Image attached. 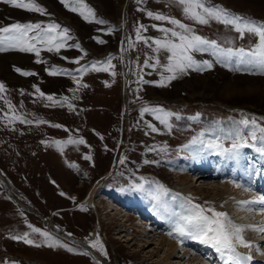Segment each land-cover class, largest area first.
I'll use <instances>...</instances> for the list:
<instances>
[{"label": "rangeland", "instance_id": "374dc122", "mask_svg": "<svg viewBox=\"0 0 264 264\" xmlns=\"http://www.w3.org/2000/svg\"><path fill=\"white\" fill-rule=\"evenodd\" d=\"M203 2L209 7L220 6L245 19L264 22V0ZM35 3L45 10L43 14L14 8L0 0V27L14 23H39L46 28L54 23L61 26L57 32L69 29V38L58 53L48 52L46 45H37L40 48L39 58L35 53L14 49L0 52V83L5 86L0 93V264H165L168 249L165 246L164 250L160 243L165 236L177 241L178 233L173 229L170 236V232L165 233L166 229L161 225L168 224L169 219L173 223L174 198L181 197L182 191L186 190V196L195 202L192 204L204 209V214L211 217L209 208L227 212L224 195H232L224 192L223 197L221 194L217 199L213 185L219 180L209 176L194 182L193 173H188L187 183L183 184L175 171L180 165H186L181 156L187 151L183 146L203 132L201 139L204 145L208 141L216 142V138L220 137L222 147L231 148L232 140L224 139V134L239 129L244 136H248L253 119L256 125L264 128V75L251 74L244 70V65H240V71L234 70L235 56L227 67L217 63L209 50L193 52L192 55L198 62L212 63L211 69H189L186 74H178L177 79L167 86H160L162 76L170 75L165 67L170 53L163 49L155 51L154 41L171 39L179 43L170 32L166 35L159 29L182 30L169 21L149 17L147 12L179 20L193 34L216 41L222 49L232 48L235 51L243 48L247 52L255 47L258 38L249 33L241 38L233 26L215 20L199 24L185 15L183 6L176 0H140L139 3L137 0H83L84 8L77 0H68L69 7H65L61 0H35ZM73 7L85 13L90 8L95 18L85 20L79 11L71 10ZM98 20L105 23H98ZM140 25L146 29L141 30V35L148 39V44L136 40V29ZM98 39L105 43H98ZM76 44L80 48H76ZM126 56L131 65L125 93ZM109 58L115 66L109 71L91 68L93 62H105ZM77 59L80 61L78 64L74 62ZM145 60L155 67L145 66ZM103 66V63L97 64L98 68ZM82 67H87L88 71L79 73L77 69ZM17 68L35 75L23 76L16 71ZM52 69L64 72L49 75ZM113 71L115 76L111 74ZM141 77L146 83L138 82ZM250 86L263 95L258 98L255 91L249 96L228 97L229 90H247ZM37 88L44 93V97L36 91ZM47 96L60 103L54 104L46 99ZM65 97L73 105L72 109L63 102ZM146 106L174 113L168 117L171 130L151 113L142 117L140 109ZM197 114V119H191ZM13 116L32 123H22L21 120L10 123L9 118ZM243 120L249 121L247 127L240 123ZM147 123L153 124L159 131L152 132ZM57 124L61 127H52ZM260 135L257 131V136ZM69 139H83L85 143H66ZM56 141L65 143L57 147ZM252 143L249 138L248 144ZM195 145L202 147L200 144L191 147ZM256 147H259L258 143ZM256 147L241 148L247 156L244 164H251V157L259 162L261 153L256 151ZM161 148L166 150L160 151ZM205 148L210 149L212 155L216 152L214 158L222 154L215 147ZM85 156L91 159L87 160ZM121 157L125 162L107 179L105 189L96 197V211L91 210L86 204L91 189L116 167L115 161L118 162ZM145 160L150 163H144ZM253 166L257 169L255 164ZM137 184H143V190L133 187ZM161 185L166 192L159 189ZM61 192L65 195L61 196ZM157 192L159 202L153 199ZM218 192L222 193L220 189ZM106 193L111 194L122 209L109 211L113 202L107 199ZM74 194H77L76 198ZM163 205H167V210ZM251 207L250 217L245 220L248 219L253 226L264 227V212L259 211L261 205L251 204ZM116 214L123 215L124 219ZM47 219L59 229L51 230L46 224ZM140 221L146 224L141 226ZM29 225L48 232L75 251L47 247L43 244V237L33 233ZM155 227L159 232L154 231ZM26 232L30 239L42 246L27 245L11 238ZM246 233H249L248 230ZM97 237L105 242L103 249L106 254L98 252L107 262H98L78 242L85 238L92 242ZM251 239L255 250H250L252 260L249 264L254 259L257 264H264V255L261 254L264 253V233L255 231ZM191 247L200 251H191L188 258H182V254L176 251L172 261L166 264H224L220 253L210 243L192 239ZM184 248L190 250L187 246ZM237 249L236 252L242 256H248L242 248Z\"/></svg>", "mask_w": 264, "mask_h": 264}, {"label": "snow or ice", "instance_id": "6c2138e0", "mask_svg": "<svg viewBox=\"0 0 264 264\" xmlns=\"http://www.w3.org/2000/svg\"><path fill=\"white\" fill-rule=\"evenodd\" d=\"M4 4L11 5L14 8L24 9L29 12H39L43 14L45 10L35 3V0H2ZM140 0H137L139 3ZM177 3L183 6V11L186 16L190 19L198 22L199 24H208L210 20H215L219 23H223L228 26L231 25L234 27L235 31L240 34V37L243 38L245 33H249L258 38V43L252 48L250 51H245L243 48L233 50L232 48L222 49L219 47L216 41H209L204 39L199 35H195L192 33V30L188 28L185 24L181 23L179 20L174 18H170L164 16L162 14H154L153 12H147L149 17L154 18L158 21H169L172 25L177 26L181 29V32L175 31L173 29L168 28H160L159 30L166 35L170 32L171 37L178 38L179 43L174 42L171 39L165 40H155L154 44L156 46L155 51L159 52L161 49L166 50L170 55H168V63L165 66L166 71L170 73V75L161 78L159 82L160 86H167L169 82L177 79L178 74L183 75L188 72L189 69L195 71H204L206 69L212 68V63L209 61L198 62L193 58V52H204L211 50L213 56L216 57V62L221 63L224 66H229L232 63V58L235 56L236 59V67L234 70L240 71V65H244V70L249 71L251 74H259L264 75V22H256L251 19H245L240 15L235 13H231L227 9H224L220 6H206L203 0H176ZM61 3L65 5V7H69L68 0H61ZM77 3L81 5V8L86 6L83 5V0H77ZM72 11H79L80 15L84 17L85 20H88L90 17L95 18V14L92 9L88 8L87 13L80 8L73 7ZM98 23H105L103 20H98ZM59 24H48L46 28H42L39 23H14L10 26L0 27V52H5L10 49L18 50L20 52H29L35 53V55L39 58L40 56V48L37 45L43 44L46 45L48 52H59L61 48L65 46L64 41H66L68 37L69 29L64 28L62 31L57 32L60 29ZM153 27H156L153 25ZM146 30L144 25H140L136 29V40L143 41L145 44H148V39L141 35V30ZM112 31V29H109ZM30 33H34L30 35ZM98 43L103 44L105 41L97 40ZM76 48H80L79 44L74 45ZM82 58V57H81ZM40 62L39 59L36 61ZM75 63H79V59L74 61ZM103 63V67L98 68L97 64ZM159 63V60L156 61ZM145 66L155 67V65H149L148 60H145ZM115 66L111 64V58H109L105 62H93L91 64V68L96 71H109L110 68H114ZM23 76H32L35 73L21 71L19 68L16 69ZM77 71L81 74L88 71L87 67H82L77 69ZM64 70L52 69L49 71V75H59L62 74ZM71 75V73H66ZM115 76V72L111 73ZM73 79L76 80V77L73 76ZM139 83H146L143 81L141 77L138 81ZM79 84V81L77 80ZM106 86H109L107 82H105ZM82 87H87V85H82ZM5 90V86L0 83V93ZM37 92H39L41 97H44V93L40 92L37 88ZM46 99L55 103H60V101L54 100L52 96H47ZM64 103H67L69 109L73 108V105L68 102L67 97L64 98ZM7 103V101H6ZM11 105L9 104V108L11 109ZM145 113H151L162 125H164L169 131L171 130V125L168 123V117L175 115L171 112H166L162 108H150V107H142L140 109V114L143 117ZM197 117H192L191 119H197ZM179 119V117L177 116ZM12 120H21L22 123H32V121H24L19 116H13L9 118V122ZM38 123H46L45 121H38ZM242 123L245 127L248 126L249 121L243 120ZM253 127L249 132L248 136H244L241 130H236L235 132H229L224 134V139H231L232 146L231 148H223L219 143L220 137L216 138V142L208 141L207 145H204V141L201 137L204 136V133H200L199 137H194L190 144L184 145V149H191V146L194 144L202 145L201 151L204 150V147H215L219 149L222 154H227L229 159L239 160L241 156V148L243 147H256L258 143L260 146L256 147V151L264 155V128H260L256 125L255 119L251 121ZM52 127L59 128L61 125H52ZM147 127L152 132L159 131L156 126L151 123H147ZM257 131L261 133L260 136H257ZM251 139L253 143L251 145L248 144V139ZM103 139V137H101ZM57 147L61 144L65 143L62 141L55 142ZM66 143H85L83 139L79 141H73L69 139ZM151 150V149H150ZM166 148H161L160 151H165ZM62 151V149H61ZM87 160H90V156L84 157ZM124 162V158H121L120 163ZM144 163H150V161L145 160ZM74 167V165H70ZM240 187V185H236ZM136 190H143V184H137L133 186ZM160 190L165 191L163 186H158ZM152 195V193H149ZM61 196H64L65 193L61 192ZM153 199L160 201L159 192L153 195ZM252 205H261L259 211L264 212V196H261L258 200L246 202ZM165 210H167V205H163ZM209 212H212V216L209 217L204 214V209H201L198 205L195 206L192 211L188 215H184L181 213H171L172 216L177 217L174 224V231L178 233L179 237H187L192 239H199L201 243L211 244L218 253H220L221 259L224 261V264H249L252 260V256H242L240 253L236 252L235 245L238 243L239 245L252 248L254 247L251 243L246 241L242 233L245 230V227L242 225L233 224L228 218L227 214L223 212H216L214 209L209 208ZM33 233H38L41 237H43V244L47 245V247L55 249V248H65L68 252H74L75 249L68 247L67 245L61 243L58 239L51 236L46 231H41L39 228L32 227L29 225ZM254 231H259L264 233V227H256L249 226ZM171 236L172 233L170 232ZM13 240L23 241V243L27 245H33L35 247H41L40 243H37L35 240L29 238V233H24L23 235L13 236L11 237ZM92 248H99L101 253H104L103 245L100 243L99 238L95 241L91 242ZM257 251L259 248L257 246ZM86 254V253H85ZM264 255V253H261Z\"/></svg>", "mask_w": 264, "mask_h": 264}, {"label": "bare ground", "instance_id": "6f19581e", "mask_svg": "<svg viewBox=\"0 0 264 264\" xmlns=\"http://www.w3.org/2000/svg\"><path fill=\"white\" fill-rule=\"evenodd\" d=\"M123 22H125V24H126V21L123 20ZM122 56H123V59H125V55H123V53H122ZM126 59H127V64H126L127 71L124 72V74H125V76H124V89H125L124 91H125V93L127 90L128 75H129L130 65H131L127 56H126ZM229 91L230 92H227L228 97L230 95H232V96L248 95L249 96V95H252L255 91L258 94V96H257L258 98H259V96L263 95L260 91H257V89H255L254 87H251V86L247 90H242V89L238 88V90H236V91H233V92H232V90H229ZM125 93H124V95H125ZM124 100L126 102L124 104V108L126 109L128 100H127V98ZM201 148H202L201 146L195 145V146L191 147V149H187V151L182 152V154H181V156L183 157L182 160H186V165H182V166L180 165L179 167L177 166L178 169H175V171L177 172L176 173L177 177L183 181L182 182L183 184L187 183L186 181L188 180V176H187L188 173H193V176L196 179V180L194 179V182H198L199 180H202V178L207 177V176L219 180V183L214 181L215 183L213 185L214 192L216 191L215 193L217 195V199H219V196L221 194L223 197L224 192L232 193V195H227V194L224 195L225 200H227L226 206H225V207H227V212H226L227 218L233 224L242 225L245 227V230L242 233V236L246 241H248L249 243L252 244L251 237L255 234V231L252 232V228L249 226H253V224L248 222V219L245 220L246 218L250 217L252 207H251V204L246 203V202L257 200V196H259L260 193H262V196H264V172H263L264 155L261 154V156L259 157V162L254 161V157H251V159H252L251 162L253 164L252 163L251 164L250 163L244 164L247 160V156L244 155L242 149L240 150L241 156H240L239 160L237 161L235 159H229L227 154H221L220 157L214 158L213 156L215 154L212 155L210 152V149H208V148L206 149L204 147V150L200 151ZM121 158L118 160V162H116L117 160L115 161L114 166H116V167H114V169L112 168L111 171H109L105 176H103L102 179L99 180L91 189L90 194L86 200V204L91 210L96 211V205H95L97 202V201L95 202L96 197H97V195L101 194L102 189H105L107 179L112 176V174L115 172L117 167H121L122 164L125 162L124 161L123 163H120ZM254 164H255V167H257V169H254V166H253ZM185 179H187V180H185ZM236 185H240V187H237ZM187 188H188V186H187ZM218 189H220V191L222 193H219ZM181 195H182L181 197L176 196V198H174L172 209L174 210L175 213H181L184 215H188L192 211V209L195 207L192 204V202L193 203H195V202L186 196V195H188L186 193V190H185V192L182 191ZM105 196L107 197V199L110 202H113V205L112 204L110 205L109 211H116V210L122 209V206L115 203V201L111 198V194L106 193ZM74 197L76 198L77 194H74ZM139 198L142 199L141 195H139ZM114 205H116V207H114ZM143 211H145V210L143 209ZM140 213H142V210H140ZM103 214L105 215V213H103ZM116 216L123 217V215H121V214H119V215L116 214ZM138 216H141V215H138ZM123 219H124V217H123ZM176 219H177V217L174 218L173 223H175ZM145 220H143V221L145 222ZM171 223H172V220L170 221V219H169L168 224L161 225V226H164V227H162L164 230L166 229V232L164 231L165 233H167V232L169 233V232L173 231L174 224L173 223L171 224ZM46 224L53 231H56L59 229L58 227H56L55 223L49 219L46 220ZM145 224L146 223L141 222L140 225L143 226ZM140 229H141V227H140ZM146 230H148V229H146ZM156 230L158 231V227H155L154 231H156ZM247 230L249 233H246ZM150 232L151 231H149V233ZM61 234H63L62 236H64V233H61ZM100 235L102 237V233H100ZM65 236L69 237L67 235H65ZM97 238H99L100 243L104 246V243H105L104 240L101 239L100 237H97ZM128 239H131V237H129ZM176 239H177V241L175 239L172 241L167 236H165V237H163L162 242L160 243V246L162 248L166 246L168 249L167 255L165 256L166 258L164 259L165 264L172 261V259L174 258L173 256L176 253V251L178 253L182 254L181 255L182 258H186V257L188 258L191 251H193V252H195L194 250H196L197 252L200 251L196 247L192 249V247H191L192 238L177 236ZM72 240H74V239L72 238ZM124 241H127V240L125 239ZM78 242L81 245V247L83 248V250L85 252H87L89 255H91L92 257H94L98 262H103V260H104V262H107L105 260V258L100 256V254L98 252L99 248H92L91 247V241L88 238H85L83 240L80 239V240H78ZM184 246H187L188 248H190V250H188L187 248H184ZM235 247L239 248V249L236 248L237 250H240V248H242V251L248 255H250V250L254 249L253 247L252 248L243 247V246L239 245L238 243L235 245ZM257 254H259V253H257ZM255 256H257V255H255ZM262 262H264V259L262 260ZM174 263H177V262H174ZM222 263H224V262H222ZM252 264H257L255 262V259L253 260Z\"/></svg>", "mask_w": 264, "mask_h": 264}, {"label": "water", "instance_id": "95a60500", "mask_svg": "<svg viewBox=\"0 0 264 264\" xmlns=\"http://www.w3.org/2000/svg\"><path fill=\"white\" fill-rule=\"evenodd\" d=\"M130 56H131V54H130Z\"/></svg>", "mask_w": 264, "mask_h": 264}]
</instances>
